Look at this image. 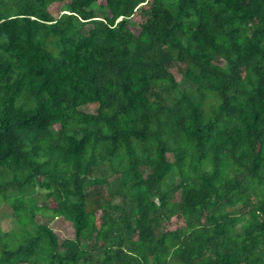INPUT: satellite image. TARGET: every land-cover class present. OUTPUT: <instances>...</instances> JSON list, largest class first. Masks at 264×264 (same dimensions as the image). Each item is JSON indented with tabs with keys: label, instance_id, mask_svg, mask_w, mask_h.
<instances>
[{
	"label": "trees",
	"instance_id": "16d2710c",
	"mask_svg": "<svg viewBox=\"0 0 264 264\" xmlns=\"http://www.w3.org/2000/svg\"><path fill=\"white\" fill-rule=\"evenodd\" d=\"M0 197V264H264V0H0Z\"/></svg>",
	"mask_w": 264,
	"mask_h": 264
},
{
	"label": "rangeland",
	"instance_id": "374dc122",
	"mask_svg": "<svg viewBox=\"0 0 264 264\" xmlns=\"http://www.w3.org/2000/svg\"><path fill=\"white\" fill-rule=\"evenodd\" d=\"M62 6V2H54L50 5V10L53 14H56ZM172 71L176 78L180 80L181 73L177 69V66L172 67ZM84 111H94V105L93 104H86L81 107ZM36 197V202L38 204H47L49 203V199L46 198L43 195V191L37 189V191L34 193ZM178 196V191L176 192V197ZM41 221L45 220L40 217H38ZM46 221H48L49 225L55 229V231L58 233L59 237L62 238L63 236H71L73 234L72 226L69 222L64 220L61 217H54L52 219L47 218ZM18 230V224L15 219V216L12 214V207L9 204V202L0 197V232L3 235L4 233L12 234L14 232H17ZM171 264H180L176 261H172Z\"/></svg>",
	"mask_w": 264,
	"mask_h": 264
}]
</instances>
